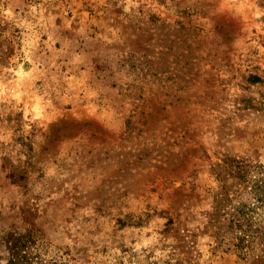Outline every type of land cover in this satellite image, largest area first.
<instances>
[{
  "label": "rangeland",
  "instance_id": "1",
  "mask_svg": "<svg viewBox=\"0 0 264 264\" xmlns=\"http://www.w3.org/2000/svg\"><path fill=\"white\" fill-rule=\"evenodd\" d=\"M0 264H264V0H0Z\"/></svg>",
  "mask_w": 264,
  "mask_h": 264
},
{
  "label": "trees",
  "instance_id": "2",
  "mask_svg": "<svg viewBox=\"0 0 264 264\" xmlns=\"http://www.w3.org/2000/svg\"><path fill=\"white\" fill-rule=\"evenodd\" d=\"M240 171V172H245V174H247L249 171H247V166L246 167H239L237 172ZM247 182V180H245Z\"/></svg>",
  "mask_w": 264,
  "mask_h": 264
}]
</instances>
